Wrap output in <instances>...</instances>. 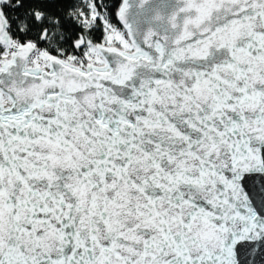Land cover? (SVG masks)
Listing matches in <instances>:
<instances>
[{"label": "snow or ice", "instance_id": "6c2138e0", "mask_svg": "<svg viewBox=\"0 0 264 264\" xmlns=\"http://www.w3.org/2000/svg\"><path fill=\"white\" fill-rule=\"evenodd\" d=\"M262 180L264 0H0V264H245Z\"/></svg>", "mask_w": 264, "mask_h": 264}, {"label": "water", "instance_id": "95a60500", "mask_svg": "<svg viewBox=\"0 0 264 264\" xmlns=\"http://www.w3.org/2000/svg\"><path fill=\"white\" fill-rule=\"evenodd\" d=\"M262 183H264V180H262ZM247 190L252 192L253 195L255 196L259 192V186L258 185L254 186L251 182H249L247 185ZM256 200H257V204L259 205L260 200L258 196H256ZM237 259L238 262L244 261L245 264H264V250L257 247V251L254 256L248 257L238 254Z\"/></svg>", "mask_w": 264, "mask_h": 264}, {"label": "trees", "instance_id": "16d2710c", "mask_svg": "<svg viewBox=\"0 0 264 264\" xmlns=\"http://www.w3.org/2000/svg\"><path fill=\"white\" fill-rule=\"evenodd\" d=\"M112 22L115 23L118 27H122V25H120L117 17L115 15H113L112 17Z\"/></svg>", "mask_w": 264, "mask_h": 264}]
</instances>
